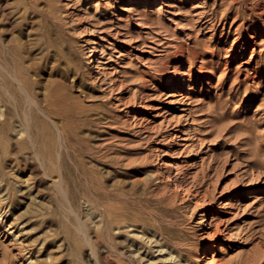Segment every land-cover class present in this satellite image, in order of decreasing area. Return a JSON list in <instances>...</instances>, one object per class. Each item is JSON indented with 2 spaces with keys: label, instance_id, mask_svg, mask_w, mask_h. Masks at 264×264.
<instances>
[{
  "label": "rangeland",
  "instance_id": "rangeland-1",
  "mask_svg": "<svg viewBox=\"0 0 264 264\" xmlns=\"http://www.w3.org/2000/svg\"><path fill=\"white\" fill-rule=\"evenodd\" d=\"M0 63V264H264V0H0Z\"/></svg>",
  "mask_w": 264,
  "mask_h": 264
},
{
  "label": "bare ground",
  "instance_id": "bare-ground-1",
  "mask_svg": "<svg viewBox=\"0 0 264 264\" xmlns=\"http://www.w3.org/2000/svg\"><path fill=\"white\" fill-rule=\"evenodd\" d=\"M136 2H137V1H135V3H136ZM136 5H137V3H136ZM136 7H137V6H136ZM129 9H131V10L133 9V10H134V8H132V7H129ZM135 11H136V9H135ZM91 51H92V52H91L90 56L93 55V54H95L96 49L94 48V50L92 49ZM99 61H100V60H99ZM2 64H3V63H2ZM2 64L0 63V69L3 70V71H6V74H7V76L9 77V79L11 78L10 80H13L14 82L17 81V82H15V83H16V84L18 83L19 86H18V85H15V86L18 87V88L20 87V89H21V91L23 92V95L26 97V99H28V100L31 101V102H34L33 99H32V96H29L28 92H26L28 89L26 90V89L23 87V85H22L23 82H20V80L17 78V76H15V75L13 74V73H14L13 71H12V72H10V71L8 72V69H6ZM4 73H5V72H4ZM24 86H25V85H24ZM20 89H18V90H20ZM25 90H26V91H25ZM22 92H21V93H22ZM28 105H29V104H28ZM161 165H164V166L166 167V166H168V162H167V163H161ZM186 191H187V190H186ZM187 193H188V191H187ZM197 208H198V207H197ZM69 209H70V208H69ZM203 211H204V210H202V215H201V217H202V216H203V217L201 218V219H202V222L200 223V225H202V224L204 223V221H205V218H204V215H205V214H204ZM214 212H215V213H218L217 210H214ZM75 213H76V212H75ZM80 230H81V229H80Z\"/></svg>",
  "mask_w": 264,
  "mask_h": 264
}]
</instances>
